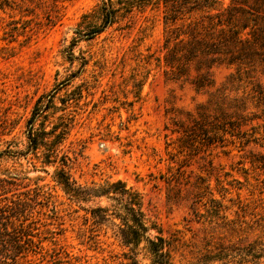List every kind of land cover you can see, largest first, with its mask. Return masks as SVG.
<instances>
[{
    "label": "rangeland",
    "instance_id": "obj_1",
    "mask_svg": "<svg viewBox=\"0 0 264 264\" xmlns=\"http://www.w3.org/2000/svg\"><path fill=\"white\" fill-rule=\"evenodd\" d=\"M4 1L11 8L0 9V210L18 205L42 253L58 252L64 264L130 263L119 220L94 224L89 212L112 201L69 199L54 180L61 161L47 164L43 148L31 150V127L65 129L57 148L78 185L121 180L139 192L146 217L172 245L173 264H200L208 235L230 239L223 216L245 222L240 237L264 230L256 162L264 154V0H217L213 24L135 0L89 39L75 31L103 0ZM191 27L198 42L172 39ZM142 246L136 259L150 264ZM28 257L38 262L41 254Z\"/></svg>",
    "mask_w": 264,
    "mask_h": 264
},
{
    "label": "trees",
    "instance_id": "obj_2",
    "mask_svg": "<svg viewBox=\"0 0 264 264\" xmlns=\"http://www.w3.org/2000/svg\"><path fill=\"white\" fill-rule=\"evenodd\" d=\"M217 0H155L154 5L163 4L164 7H173L184 13L192 14L198 13L201 17L207 18L209 24L215 23V18L220 13H212L216 8ZM121 4V5H120ZM10 7L4 0H0V9L4 10ZM118 6V7H117ZM136 6L135 0H106L102 1L96 9L91 13L84 14L83 22L76 29L78 37L89 39L98 33H101L108 26L113 25L119 17L118 11L130 12ZM141 6V5H139ZM235 8L227 7L225 10L227 14H231ZM94 17L97 19L95 23L89 21L88 18ZM180 18V17H179ZM177 17H168L171 22L177 21ZM229 19L228 25H233ZM218 24H221L218 21ZM217 24V25H218ZM243 27H237L233 30L234 38L240 37ZM197 30L191 27L188 32H180L173 35L172 39L180 38L181 36H188L193 41L198 42ZM167 38V43L170 41ZM55 93V92H53ZM43 97L39 98L34 110V119L40 111L43 103ZM226 132V129H222ZM65 129L53 132L43 131V133H34L32 127L29 130V146L36 154L37 149L43 148L42 155L44 162L54 165L60 160V166L56 167L54 171V180L61 186L64 193L72 201H88L91 198L106 197L112 201L110 208L98 206L89 210L94 224H101L103 220L113 218L118 219V233L122 241V245L129 249L127 258L130 259L129 264H140L136 259V252L140 245L143 244L142 249L150 260V264H173L172 245L162 235L153 221H150L143 210L142 196L136 190L128 188L124 182L117 180L114 182H107L104 185L85 187L78 185L72 178L69 171V157L65 154L59 156L57 146L65 139ZM51 133L52 138L48 139L47 134ZM231 136L242 138L239 133H230ZM244 138V137H243ZM264 139V137H263ZM245 143L248 144L250 139L245 138ZM263 146V145H260ZM260 159H256L259 167L264 170V154H261ZM11 211L6 215V210H0V264H7V260H12L13 264H64L61 261L58 252L50 253L48 250L42 253L43 247L32 239L31 230L23 221L27 218L21 219L19 213L21 212L18 205L10 208ZM109 211H111L109 213ZM223 222L229 228L230 239L213 243V235H208L206 240V247L200 254L198 259L200 264H264V230L256 234L253 238L249 235L240 237L243 230L244 221L234 222L226 220L223 216ZM18 222V223H16ZM11 228V230H10ZM227 229V228H226ZM155 230L156 234L151 232ZM232 236H237L233 239ZM41 242V241H40ZM132 253V254H131ZM41 254V259L36 262L35 259L29 258V255ZM21 260V261H20ZM12 264V263H11Z\"/></svg>",
    "mask_w": 264,
    "mask_h": 264
}]
</instances>
